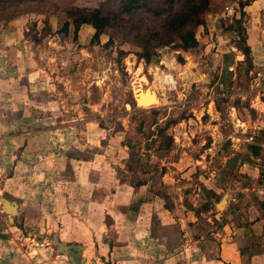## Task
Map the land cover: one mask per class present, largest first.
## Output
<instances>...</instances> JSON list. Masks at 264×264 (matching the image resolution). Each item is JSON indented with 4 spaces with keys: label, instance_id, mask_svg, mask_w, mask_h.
I'll return each instance as SVG.
<instances>
[{
    "label": "rangeland",
    "instance_id": "obj_1",
    "mask_svg": "<svg viewBox=\"0 0 264 264\" xmlns=\"http://www.w3.org/2000/svg\"><path fill=\"white\" fill-rule=\"evenodd\" d=\"M119 1L0 3V17L30 14L34 38L22 43L17 60L19 68L32 72L28 81L40 112L15 121L0 116V198L19 206L10 215L0 199V239L11 240L19 264H71L66 254L57 252L56 242L81 246L85 264H123L119 260L125 256L133 264H147L173 253H179L177 260L189 261L194 255L183 245L196 236L209 238L210 230L222 226L208 222L211 229L205 234L211 208L204 209L199 195L210 193L204 188L207 179L222 181L219 194L228 185L236 189L242 174L235 167V152L254 154L251 163L264 169V59L238 57L228 70L214 44L216 29L225 43L239 38L225 29L233 17L223 12L224 6L250 0H210L204 24L196 29L200 48L176 50L173 43L160 45L154 39L157 47L149 63L138 56L136 31L126 38L123 29L109 28L98 41L87 25L76 36L72 28L58 32L71 8L116 9ZM146 2L165 10L154 15L141 9L132 18L157 27L180 0ZM51 14H57V24L41 35ZM35 20L40 22L37 28ZM254 21L244 12L246 37ZM135 87L152 90L142 96L156 98L152 108L157 113L138 116L140 107L148 105H133ZM176 118L169 129L172 144L158 149L164 138L156 133L157 125ZM31 129L26 138L13 139L16 132ZM139 179L147 183L134 186ZM130 186L133 198L123 215ZM218 200L219 195L214 202ZM160 244L163 248L156 249ZM196 252L198 258L205 256Z\"/></svg>",
    "mask_w": 264,
    "mask_h": 264
},
{
    "label": "crops",
    "instance_id": "obj_2",
    "mask_svg": "<svg viewBox=\"0 0 264 264\" xmlns=\"http://www.w3.org/2000/svg\"><path fill=\"white\" fill-rule=\"evenodd\" d=\"M243 11L256 20L253 22V25L251 24L252 29L248 30L247 28V34L249 35L247 43L251 46L252 56L259 61L261 58L264 59V0H250L244 6ZM235 17H239V13H236ZM29 18L30 14H22L11 19L6 25L0 23V107L2 108L0 116H3V121H15L17 118L20 120V116L25 115L32 116L33 118L34 115L38 116L40 114L34 107L39 106L36 101L37 99H35L37 94L32 92L33 85L29 84L28 81L32 72L19 68L17 60L20 51L23 50L22 43L30 42L31 38H34V34L29 33V25L31 24ZM46 20L51 30L57 24L56 21L58 19L57 16L51 14ZM35 22L33 25L37 28L40 22L37 20ZM217 30L215 32L217 42L215 41L214 44L220 50L218 54L219 60L221 63H224V57L233 59L231 65H236L243 58V55L232 44L225 43L226 41L221 38L223 36L222 32H220L221 30ZM38 35L39 33L37 34L36 32L35 36ZM238 57L241 59L238 60ZM262 63L264 64L263 60ZM232 66H227V69L232 70ZM20 107H24V109L29 107V113H26V110L22 112ZM21 120L30 121L31 119L24 118ZM31 131L33 129L20 133L16 132L13 139H24ZM12 142L15 143L14 140ZM237 164H240L239 161ZM238 168V172L242 174V177H239L238 181L236 180V189L228 185L222 194H219L218 189L223 184L221 180L216 177L214 179L208 178L205 183L204 188L209 190L210 193L207 196L211 199V210L207 212L209 215L205 219L208 225L205 234L208 229H211V225L208 222L211 224L220 222L222 226L216 229V232L210 230L209 234L211 237L209 238H203V235L196 236L193 239V243L183 245H188L189 254L191 252L194 255L193 259L186 262L180 261L177 260L179 253H173L170 256L163 257L162 260H155L147 264H176L177 262L178 264H264V207L260 204L264 200V176L261 174L263 173V167L260 168L258 164L243 162ZM59 170H62V168L60 167ZM213 173L217 175V172ZM227 188L231 190L229 204L224 209H219L216 204ZM131 189V192L130 189L128 191L129 198L124 205L126 209L123 211V215L127 213L129 204L132 202L131 198H133L134 188L131 187ZM218 195L219 200L215 203L214 198ZM253 195L256 197L255 200L252 199ZM205 196V192L199 195L200 200L204 201ZM18 208L19 206L17 207V213ZM239 213H241V223L237 224L236 214ZM233 215L235 216L234 219L232 218ZM192 217L194 220L200 218L197 215H192ZM161 245H157L155 248H163ZM197 249L201 250L202 252L200 253L205 256L198 258ZM13 250L14 248L10 239L5 241L0 239V264H19V257L17 255V258L13 254ZM209 252H213L214 254L210 255ZM119 261L123 264H133V261L126 259V256L125 259L122 258Z\"/></svg>",
    "mask_w": 264,
    "mask_h": 264
},
{
    "label": "trees",
    "instance_id": "obj_3",
    "mask_svg": "<svg viewBox=\"0 0 264 264\" xmlns=\"http://www.w3.org/2000/svg\"><path fill=\"white\" fill-rule=\"evenodd\" d=\"M9 1L10 0H0V3H6ZM16 1L17 3H20L24 0ZM171 2L172 0H168V3ZM231 2L234 1H230V3ZM248 3V1H241L240 3H238L240 7L239 17H233L231 23L227 25V28L225 29L237 33V36L239 37L238 40L235 39L233 42H231V44L239 52H241L244 57V61L254 62L251 46L247 43V37L245 36L246 30L245 27L242 25V17L244 15L243 8ZM210 8V0H180L178 8L170 15L165 17L159 26L150 27L149 25H145L141 20H133L132 15L141 9L149 10L154 15H160L164 12L165 8H151L148 2H146V0H120L116 9H104L102 7H73L69 10L70 18L65 21V23L62 25V27H60L58 32L65 34L69 32L70 28H72L73 35L76 36L81 26L89 25L94 30V33L92 35L93 41H98L100 35L109 28L117 27L123 29V31L121 32L126 35V38H128L129 32L136 31V37L135 39H133V42L141 48V52L138 54V56L139 58L143 59L145 63H149L151 61L152 55L155 54L154 49L155 47H157V45H153L154 39L157 40L156 43L160 45L173 43L172 47L176 50H182L187 52L197 51L200 48L201 39L197 38L196 29L199 25L204 24V17L206 13L210 10ZM26 12L28 11H23V13ZM52 15L57 16V14ZM18 16H20V14H18ZM16 17L17 16L9 18L0 17V23L6 25L7 22ZM144 30L145 33L140 34V32ZM49 31L50 26L46 22L42 33L46 34ZM179 60H183L182 57H179ZM223 62L227 67L233 63V59H227L226 57H224ZM133 105H135L134 100ZM148 111L157 113L158 110L154 108H141V110H139V112L137 113L138 116H142V114ZM178 120V118L167 119L164 121L163 125H157L156 133L162 135L164 138L163 146L159 145L158 149H169L170 145L172 144V136L169 132V129L170 127H172V125L177 123ZM154 123L156 122L153 121L152 124ZM143 125L144 123L142 119L140 120V126L143 127ZM150 134L153 135L154 133L150 132ZM121 145L123 147H130V145L125 143L124 141H121ZM248 146L252 147L253 143H248ZM239 156H242L243 158H240ZM253 156L254 154L250 153L235 152L232 155L233 159L236 160L235 167L238 168L243 162L251 163V157ZM238 161L240 164H237ZM262 172L263 173L261 174L264 176V169L262 170ZM238 177H242V175ZM146 183L147 181L139 179L134 184V186L139 187L145 185ZM252 199L255 200L256 197L253 195ZM260 204L264 207V200L261 201ZM210 205L211 199L206 195L204 200V209L206 210L209 207L211 208ZM222 216L224 217V215ZM232 218L234 219L235 216L233 215ZM225 219L229 220L227 218ZM236 223H241V213L236 214Z\"/></svg>",
    "mask_w": 264,
    "mask_h": 264
},
{
    "label": "water",
    "instance_id": "obj_4",
    "mask_svg": "<svg viewBox=\"0 0 264 264\" xmlns=\"http://www.w3.org/2000/svg\"><path fill=\"white\" fill-rule=\"evenodd\" d=\"M145 91L148 90L147 87H144ZM140 88H133L132 90V95L133 99L135 102V105L137 106L138 100L141 99L142 97L140 96ZM128 108H130V104L126 105ZM155 105L149 104L147 108H152ZM144 108V107H140ZM231 194V190L229 188L226 189V191L223 193L222 197L220 200L217 202V207L219 209H224L228 204H229V195ZM3 209L5 210L6 213L10 215H16L17 214V207L18 205L14 201H9L6 198L2 197L0 198ZM56 250L57 252L61 254H66L69 258V261L71 264H85V259L81 257L80 255V246H75L71 244H65L61 242H56ZM92 264H96L95 262Z\"/></svg>",
    "mask_w": 264,
    "mask_h": 264
},
{
    "label": "built area",
    "instance_id": "obj_5",
    "mask_svg": "<svg viewBox=\"0 0 264 264\" xmlns=\"http://www.w3.org/2000/svg\"><path fill=\"white\" fill-rule=\"evenodd\" d=\"M240 7L238 2H231L228 3L224 6L223 12L228 16V17H234L236 13H239Z\"/></svg>",
    "mask_w": 264,
    "mask_h": 264
},
{
    "label": "bare ground",
    "instance_id": "obj_6",
    "mask_svg": "<svg viewBox=\"0 0 264 264\" xmlns=\"http://www.w3.org/2000/svg\"><path fill=\"white\" fill-rule=\"evenodd\" d=\"M137 88H139V87H137ZM140 91H141V92H140V96H141L142 98L138 100L137 105L139 104L140 101H146V103H147L148 106H149V104L157 105V104H156L157 102H156V98H155V97H152V98L148 101V99H146L145 97L142 96V94L145 93V92H147V91L150 93V92L152 91V90H150V88H148V90L145 91L144 87H142V88H140ZM146 108H147V107H146Z\"/></svg>",
    "mask_w": 264,
    "mask_h": 264
}]
</instances>
